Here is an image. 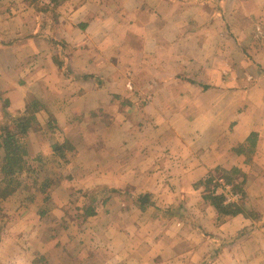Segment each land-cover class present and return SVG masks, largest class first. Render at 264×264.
<instances>
[{
	"label": "crops",
	"instance_id": "crops-1",
	"mask_svg": "<svg viewBox=\"0 0 264 264\" xmlns=\"http://www.w3.org/2000/svg\"><path fill=\"white\" fill-rule=\"evenodd\" d=\"M126 1L116 3L111 15H101L85 0H68L58 8L54 35L77 46V72L108 76L109 94L129 99L124 128L129 143L113 156L119 166L111 185L150 192L162 207L185 201L196 229L210 235L191 228L187 234L186 221L172 217L163 220L174 224L166 239L138 250L101 247L90 264H147L141 261L146 257L153 261L148 264H182L183 255L209 253L210 240L241 232L246 237L223 243L211 264H264V0H128L134 4L123 7ZM7 8L0 5V28L15 27ZM36 27L21 24L19 30ZM31 42L37 49L29 46L32 60L43 56L45 41L34 37ZM16 47L13 60L15 55L25 60ZM52 64L40 70L47 72ZM128 79L134 92L125 91L122 82ZM59 94L82 98L90 109L104 107L103 87L94 80L72 82ZM215 95L220 100L208 99ZM142 96L148 102L137 105ZM108 108L118 111L115 103ZM252 132L258 139L248 161L234 147L245 144ZM217 168L242 174L246 198L240 205L248 215H220L204 198L201 181ZM125 174L129 178L123 179Z\"/></svg>",
	"mask_w": 264,
	"mask_h": 264
},
{
	"label": "rangeland",
	"instance_id": "rangeland-1",
	"mask_svg": "<svg viewBox=\"0 0 264 264\" xmlns=\"http://www.w3.org/2000/svg\"><path fill=\"white\" fill-rule=\"evenodd\" d=\"M31 1H22L24 6L22 3L19 5L18 0L0 2V5L8 6L7 10L9 9V14L15 23L14 28L1 26L0 41L9 42L18 38V46L15 47L18 53L24 51L22 57L25 59L19 60L20 55L18 57L15 55L17 61L13 60L14 44L0 45V92L4 98L9 97L13 101L14 109L22 110L26 104L35 99L47 105V111L41 113L39 126L27 137L30 153L28 161L34 171L19 174L18 177L24 181L21 191L16 196L9 195L2 200L3 212L0 221L5 223L0 230V264H90L94 252L101 247L138 250V247H142L144 243L149 244L152 240L166 239L170 236L168 231L174 224L163 222L164 219H170L164 215L163 210L164 208L173 210L180 204L184 208L186 218H191V222L184 223L182 230L190 234L191 228L209 238V233L203 229H196L197 220H192L193 217L186 208L185 201L170 207L157 205V208L149 207L142 210L136 199V196L142 192L130 184L123 188L111 185L112 173L114 174L119 166L113 156L126 148L129 143L124 129L129 99L127 96L109 94V77L105 75L95 77L93 74L91 76H94V79L91 80H94L100 88L103 87L99 101L104 107L90 109V102L84 104L82 98L64 99L60 96L59 93L76 80L72 75L70 77L62 75L57 62L53 60V56L57 53L56 49L46 40L43 45L44 55L39 58L34 57L32 60L31 48L37 52L31 44L34 30L31 32L28 29L19 30L21 24L38 25L39 15L41 19L43 17L42 13L36 14L37 10L33 4L37 1L33 0V3ZM49 1L38 0L39 3ZM85 1L101 15H111V8L113 9L116 3H123V0ZM127 1L123 7L126 5L130 7V3L134 4L133 1ZM22 6L23 8L20 9ZM2 16L3 14L0 15ZM21 31H23L22 37L18 36ZM20 47L25 50H21ZM75 54L71 62L74 70L76 69L74 61L77 59ZM28 58L31 59L27 60ZM48 63H53V66H50L47 72L40 70L42 67H47ZM128 77L131 78L130 75ZM125 81L122 82L125 91L134 92V82L131 79ZM128 83H131L132 89L128 87ZM76 92L75 89L74 93ZM145 97L142 96L143 99L140 98V104L137 105L142 106L141 103L148 102L149 97ZM211 98L220 100L218 95L208 99ZM110 102L116 104L118 111L112 112L108 108ZM113 113L120 115L113 119L111 117ZM1 114L0 111V126L5 120V116ZM61 114L66 116L63 117ZM54 118L58 122V130L54 128L51 130L48 125V122L54 121ZM54 142L65 145L68 162L54 153L52 148ZM246 157L248 158L247 155ZM230 171L236 174L235 183H240L243 188L242 174L234 172V169ZM124 178L127 179L129 176L125 174ZM46 179H50L51 184L46 191H42L41 183ZM215 182L216 180L213 181L212 190ZM101 185L112 186L118 191L111 194L107 207L98 216L84 220L82 207L87 201L85 194ZM234 191L241 195L237 202L245 203L246 197L243 199L242 192L235 189ZM41 209L46 211L43 216L39 214ZM218 240H210L209 244L212 245L210 252L202 257L194 253L183 255L182 264H211L224 248L222 244L226 243V237ZM219 249V253L213 258L211 255ZM141 261L147 264L153 262L152 258L148 257ZM92 262L98 263L94 258Z\"/></svg>",
	"mask_w": 264,
	"mask_h": 264
},
{
	"label": "trees",
	"instance_id": "trees-1",
	"mask_svg": "<svg viewBox=\"0 0 264 264\" xmlns=\"http://www.w3.org/2000/svg\"><path fill=\"white\" fill-rule=\"evenodd\" d=\"M36 4H33L37 10V13H42L37 19V27L33 32L32 36L35 38H41L46 40L51 46L56 49V54L53 56V60L57 62L60 72L64 77H70L78 80H88L94 79V76L90 74H81L73 69L71 64L72 58L77 50V46L69 44L64 39H59L54 35L55 25L58 23V18L60 17V12L58 8L63 5L68 0H50L49 2L39 3L38 0ZM33 0L31 3L34 2ZM18 38L12 41H0V45H17ZM99 82L101 80L99 79ZM195 84H199L194 82ZM0 111L5 116L4 122L0 126V215L3 212L2 200L9 195L16 196L22 189L24 181L18 177L19 174L31 173L32 168L29 165V147L27 142V137L31 131L35 130L41 122V113L47 111V105L38 99H35L25 107L21 109H14L11 106L9 98H4L0 92ZM1 114V115H2ZM50 129L54 128L58 130V122L54 118L48 122ZM258 135L256 132H252L248 137L245 144L238 143L234 147V150L238 153H244L248 156V161L251 160V154L256 146ZM52 148L56 155H59L68 162L66 159V148L60 142H54ZM235 176L233 171L217 168L209 173V175L201 181V184L205 187L206 193L204 198L209 200L218 210L219 214L232 215L237 213H242L248 215L246 211L241 207L239 202L235 203H224V197L220 194L214 193L212 190L213 181L219 177L223 178L226 183L233 184L235 190L242 192L243 199L246 197L242 185L240 183H235ZM216 177V179H215ZM41 190L46 191L49 186L50 179H46L41 183ZM118 191L112 186L101 185L96 187L91 192L85 194L87 199L86 203L83 205V216L84 220L98 216L102 210L107 207V203L110 200V196L113 192ZM153 194L150 192H142L136 196L137 201L140 204L142 210H146L149 207L157 208V204L153 200ZM49 197H46V199ZM159 208V207H158ZM47 210V209H46ZM164 215L167 218L176 217L182 221H190L191 218L185 216V211L180 204V206L170 210L164 208ZM185 213V214H184ZM41 216L46 214L45 209L39 211ZM164 216V217H165ZM5 221H0V230L4 225ZM246 232H241L238 235L226 238V242L235 243L237 240L244 239L246 237ZM223 245V244H222ZM226 245V243L224 244ZM219 250H215L211 255L213 258L216 257ZM210 260V259H209ZM210 264V263H209Z\"/></svg>",
	"mask_w": 264,
	"mask_h": 264
},
{
	"label": "built area",
	"instance_id": "built-area-1",
	"mask_svg": "<svg viewBox=\"0 0 264 264\" xmlns=\"http://www.w3.org/2000/svg\"><path fill=\"white\" fill-rule=\"evenodd\" d=\"M262 36V28L257 27V37ZM128 87L132 89L131 83H128ZM213 191L216 194H220L224 197V203H235L237 202L241 195L234 191L233 186L229 183H226L225 180L221 177L216 179Z\"/></svg>",
	"mask_w": 264,
	"mask_h": 264
}]
</instances>
